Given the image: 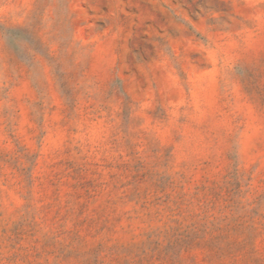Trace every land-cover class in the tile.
Listing matches in <instances>:
<instances>
[{
    "label": "rangeland",
    "instance_id": "374dc122",
    "mask_svg": "<svg viewBox=\"0 0 264 264\" xmlns=\"http://www.w3.org/2000/svg\"><path fill=\"white\" fill-rule=\"evenodd\" d=\"M0 264H264V0H0Z\"/></svg>",
    "mask_w": 264,
    "mask_h": 264
}]
</instances>
